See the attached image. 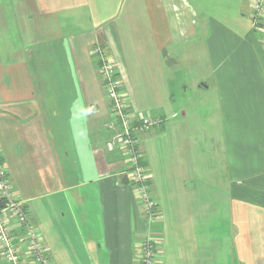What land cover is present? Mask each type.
<instances>
[{
	"label": "crops",
	"instance_id": "0c3cea01",
	"mask_svg": "<svg viewBox=\"0 0 264 264\" xmlns=\"http://www.w3.org/2000/svg\"><path fill=\"white\" fill-rule=\"evenodd\" d=\"M251 11L250 0H0V157L51 264H136L148 232L158 264H225V210L233 264H264V32ZM98 48L137 125L157 120L138 133L161 215L151 225L125 158L106 148Z\"/></svg>",
	"mask_w": 264,
	"mask_h": 264
},
{
	"label": "built area",
	"instance_id": "2783aa9c",
	"mask_svg": "<svg viewBox=\"0 0 264 264\" xmlns=\"http://www.w3.org/2000/svg\"><path fill=\"white\" fill-rule=\"evenodd\" d=\"M251 19L255 29L264 32V0H250ZM100 74L103 77V89L112 104V121L109 124L119 131L107 143V150L117 152L125 158L126 176L129 183L137 188L138 202L148 225L160 220L157 201L150 194L151 174L143 164L138 133L145 132L157 123L145 117L142 124L136 126L129 105L116 77L115 67L108 56L101 54ZM161 255V241L148 232L139 243L136 264H158ZM0 257L5 264H51L46 257V247L35 225L32 223L25 201L14 193L8 177V170L0 157Z\"/></svg>",
	"mask_w": 264,
	"mask_h": 264
},
{
	"label": "rangeland",
	"instance_id": "374dc122",
	"mask_svg": "<svg viewBox=\"0 0 264 264\" xmlns=\"http://www.w3.org/2000/svg\"><path fill=\"white\" fill-rule=\"evenodd\" d=\"M180 60L181 59H177L176 62L180 63ZM171 62H173V61H171ZM183 63H187V61L182 59V61H181V63L179 65L183 66ZM172 64H174V63H172ZM189 96H190V99L187 101V104H189L191 102L198 103V98L200 99V95L199 94L191 92ZM218 189L221 190L223 188L218 187ZM209 190H210V193H212L213 188L210 187ZM137 200H138V198H137ZM222 217L224 218V221H225V225H224V240H225V242H224V253H223L224 256H225V264H233L236 253H234V249L235 248L233 246V232L231 230V226L228 225L229 219H230V215L225 210V212L222 215ZM236 262H237V259H236Z\"/></svg>",
	"mask_w": 264,
	"mask_h": 264
},
{
	"label": "trees",
	"instance_id": "16d2710c",
	"mask_svg": "<svg viewBox=\"0 0 264 264\" xmlns=\"http://www.w3.org/2000/svg\"><path fill=\"white\" fill-rule=\"evenodd\" d=\"M101 54H103V55H106V51L105 50H103V48H101ZM96 56L98 57V59H96L97 60V64H98V69L100 70V67H101V64H102V58H101V56H100V54L99 53H96ZM107 56V55H106ZM101 75V74H100ZM116 77H118V74L116 73ZM102 79H103V77H102ZM102 84H104V81L102 82ZM111 103V102H110ZM111 115H112V104H111ZM136 124V126H138L137 125V122L135 123ZM110 127V126H109ZM110 128H112V127H110ZM119 126H115L114 128H112V129H114V133H113V135L111 136V138L113 137V136H115V134L119 131ZM110 138V139H111ZM144 164V163H143ZM145 165V164H144ZM128 182H129V180H128ZM149 184H150V182H149Z\"/></svg>",
	"mask_w": 264,
	"mask_h": 264
}]
</instances>
